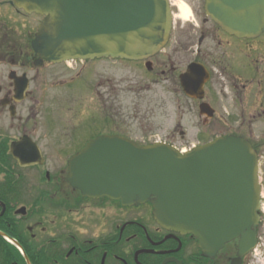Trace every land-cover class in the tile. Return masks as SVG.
<instances>
[{"label":"flooded vegetation","instance_id":"1","mask_svg":"<svg viewBox=\"0 0 264 264\" xmlns=\"http://www.w3.org/2000/svg\"><path fill=\"white\" fill-rule=\"evenodd\" d=\"M169 1L171 38L152 58L54 62L40 58L32 45L45 15L0 0V264H264V35L238 37L207 15L206 0H180L192 20L186 37L177 36L180 5ZM93 62L122 70L136 65L152 78L143 80L142 90L151 89L150 82L170 83L184 98L174 103L173 131L154 137L156 142L179 151L227 136L251 143L262 186L255 246L242 248L237 238L210 254L193 235L158 224L150 202L124 206L86 197L68 181L70 160L93 139L146 141L130 132L122 102L129 73L118 81L122 86L111 77L98 81L96 72L84 73ZM87 79L95 100L103 101L100 114L76 107ZM51 92L63 94L56 106L49 102ZM187 119L204 127L197 143L181 129ZM177 135L180 146L172 143Z\"/></svg>","mask_w":264,"mask_h":264},{"label":"water","instance_id":"2","mask_svg":"<svg viewBox=\"0 0 264 264\" xmlns=\"http://www.w3.org/2000/svg\"><path fill=\"white\" fill-rule=\"evenodd\" d=\"M45 15L33 40L40 58L143 60L168 43L169 0H14ZM207 15L238 37L264 34V0H206ZM68 181L83 196L123 205L150 201L164 228L192 234L214 254L240 238L256 245L260 220L259 161L249 141L227 136L186 153L155 143L139 145L99 136L69 162Z\"/></svg>","mask_w":264,"mask_h":264},{"label":"rangeland","instance_id":"3","mask_svg":"<svg viewBox=\"0 0 264 264\" xmlns=\"http://www.w3.org/2000/svg\"><path fill=\"white\" fill-rule=\"evenodd\" d=\"M174 1L180 5V10L176 11V13H179V17L176 19L177 21H180L181 25L177 32V36L179 33L184 32V36L186 37L192 16L190 14L188 17H185L183 15V9L187 11V8L184 3L180 0ZM181 61L182 66H184L187 62L185 55L182 56ZM122 67L123 66H117L116 63L111 62H93L88 63L84 69V73L89 74V71H92L95 76L96 72L98 81H105L107 78L111 77L116 84H120L118 81L122 78V75L129 73V88L127 89V84H123V87L127 92L123 96L122 102L125 104V107H128L127 112L130 132L132 135L139 137L140 140H146L142 143H153L155 139L154 137L165 139L167 135L173 131L176 125L174 122V103L178 98H181L183 101L184 98L182 96L178 97V95L173 92L174 89L170 83L171 86L165 83L157 85L150 82L152 88L142 90L141 87H145V82H143V80L146 78V80L149 81L148 79L152 80V78L148 77L145 71L136 65L130 64L128 68L124 67L125 70H122ZM85 84L87 87L86 92H84L80 99H78L76 107L81 110L82 113L89 114L91 110L96 109L97 113L96 111L94 112L100 114L98 112L103 108V101L101 99H97L98 101L95 100L96 94L92 92L90 88L93 83L89 79H87ZM99 84L100 83H98V86ZM120 85L122 86V84ZM98 90L101 91L103 88L99 87ZM53 94L54 92H51L49 102H51L53 106H56V101H61L63 94L61 93L57 95V92L54 95ZM68 101L75 102L73 99ZM98 117L100 118V116ZM194 122L195 120L191 121L190 119H187V121H185L186 124L182 125L181 129L186 131L187 139H189V141L197 143L198 134L200 131L204 130V127ZM209 129L211 130V127H209ZM150 138L153 139L150 140ZM180 141V137L177 135V139L172 141V143L180 146ZM189 141H186L183 144L189 146L191 143ZM63 161L66 163V159Z\"/></svg>","mask_w":264,"mask_h":264},{"label":"bare ground","instance_id":"4","mask_svg":"<svg viewBox=\"0 0 264 264\" xmlns=\"http://www.w3.org/2000/svg\"><path fill=\"white\" fill-rule=\"evenodd\" d=\"M185 5V4H184ZM185 7L186 8H188L186 5H185ZM183 15L185 16V17H188L189 16V10H185V9H183ZM260 209H261V206H260ZM260 209H259V211H260Z\"/></svg>","mask_w":264,"mask_h":264}]
</instances>
